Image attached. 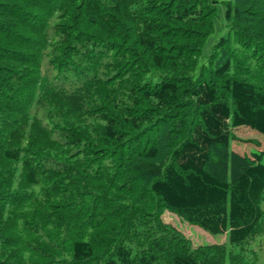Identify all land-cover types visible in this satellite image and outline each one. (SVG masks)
Wrapping results in <instances>:
<instances>
[{
    "label": "trees",
    "instance_id": "16d2710c",
    "mask_svg": "<svg viewBox=\"0 0 264 264\" xmlns=\"http://www.w3.org/2000/svg\"><path fill=\"white\" fill-rule=\"evenodd\" d=\"M231 127L264 136V0H0V264H253L163 218L264 231Z\"/></svg>",
    "mask_w": 264,
    "mask_h": 264
},
{
    "label": "rangeland",
    "instance_id": "374dc122",
    "mask_svg": "<svg viewBox=\"0 0 264 264\" xmlns=\"http://www.w3.org/2000/svg\"><path fill=\"white\" fill-rule=\"evenodd\" d=\"M218 13L220 15V19L223 16V5L219 7ZM221 35V31L219 29V19L215 20V30L212 32L202 49V55L206 57L210 54L212 50V45L214 41ZM247 127H231L229 130V136L227 139V143L230 146V149H237L241 152L244 151H262L264 150V136L251 130H249L250 138H253L255 141H243L241 137L244 136ZM262 161L264 162V152L262 155ZM262 209L264 211V198L261 202ZM163 218L167 223L172 224L178 230H180L183 234L190 238L193 245L197 246L200 244H214V243H224L230 251L234 252H243L246 254L247 258L252 260L253 264H264V231L261 234L257 235L254 238H251L248 242L242 245H233L229 240L228 231L219 234H211L208 231L202 229L201 227L191 224L183 219H181L178 215L165 211L163 213Z\"/></svg>",
    "mask_w": 264,
    "mask_h": 264
}]
</instances>
